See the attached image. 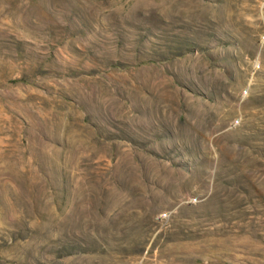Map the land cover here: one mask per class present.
<instances>
[{
	"label": "rangeland",
	"instance_id": "1",
	"mask_svg": "<svg viewBox=\"0 0 264 264\" xmlns=\"http://www.w3.org/2000/svg\"><path fill=\"white\" fill-rule=\"evenodd\" d=\"M0 264H264V0H0Z\"/></svg>",
	"mask_w": 264,
	"mask_h": 264
}]
</instances>
